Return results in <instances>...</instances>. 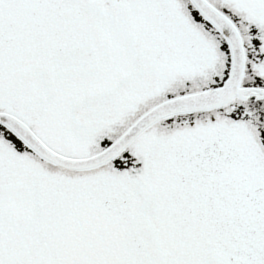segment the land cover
<instances>
[{
    "label": "snow or ice",
    "instance_id": "1",
    "mask_svg": "<svg viewBox=\"0 0 264 264\" xmlns=\"http://www.w3.org/2000/svg\"><path fill=\"white\" fill-rule=\"evenodd\" d=\"M0 264H264V0H0Z\"/></svg>",
    "mask_w": 264,
    "mask_h": 264
}]
</instances>
